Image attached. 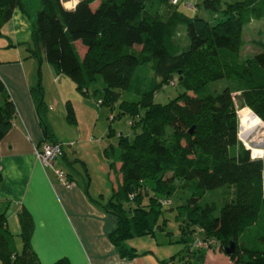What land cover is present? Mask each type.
<instances>
[{
  "label": "trees",
  "instance_id": "1",
  "mask_svg": "<svg viewBox=\"0 0 264 264\" xmlns=\"http://www.w3.org/2000/svg\"><path fill=\"white\" fill-rule=\"evenodd\" d=\"M95 1L78 0L66 9L61 0H38L32 9L27 0H0V37L18 8L31 22V40L24 44L30 57L40 61L44 55L83 97L100 106L113 110L123 95L111 120L127 115L132 135L119 133L116 147L105 148L109 166L120 163L121 180L106 201L98 200L116 218L110 242L123 258H131L136 250L127 241L154 236L158 229L170 235L165 221L160 224V203L176 196L181 202L171 209L183 245L176 256L183 264L202 259V247L193 248L196 238L208 246L215 242L224 252L233 244L225 252L232 264H264L263 162L251 159L237 139L235 100L240 97L242 106L264 119V43L262 51L241 56L243 29L264 18V0L198 2L212 19L188 15L179 2L166 10L169 0H98L93 7ZM181 27L188 45L176 40ZM77 42L86 48L83 56ZM169 83L182 91L166 103L154 101V93ZM30 94L44 141L57 142L40 82ZM65 109L74 124L69 102ZM15 111L0 78V141ZM108 129L110 136L114 130ZM218 189L219 197L207 200V193ZM18 217L20 251L0 212V264H43L30 244V214L22 210ZM53 264L70 263L61 258Z\"/></svg>",
  "mask_w": 264,
  "mask_h": 264
},
{
  "label": "crops",
  "instance_id": "2",
  "mask_svg": "<svg viewBox=\"0 0 264 264\" xmlns=\"http://www.w3.org/2000/svg\"><path fill=\"white\" fill-rule=\"evenodd\" d=\"M1 31L0 78L16 110L11 128L0 141V212L6 215L10 231L19 236L21 224L18 213L26 210L33 222L30 244L43 264H53L61 258H66L70 264H183L176 256L180 252L175 244L179 243V236L172 233L173 237L168 235V239L160 243L153 239L155 235L127 241L128 246L135 248L136 255L123 258L108 238L116 225V218L98 203V200L103 203L108 197L91 187L87 169L81 179L67 172L75 185L66 188L51 168L40 164L35 149L41 148L46 141L30 94V88L38 82L44 90L49 124L55 139L63 145V154L56 160V165L60 167L59 159H65L72 167L73 158H67L66 144L73 147L77 143L83 146L89 142L100 164V171L107 174L111 194L121 180L118 172L120 163L110 167V160L105 157V148L110 145L115 148L117 141L105 138V123L100 122L104 113L97 108L100 106L97 100L80 96L73 81L58 74L44 55L40 61L29 56L24 44L31 40V22L18 8L14 9ZM78 45V53L83 56L86 48ZM52 100L56 107L60 105L65 110V115V104H71L76 122L70 132L76 142L70 141L73 135L68 131H56L54 111H49L52 107L47 104ZM85 116L89 121L94 120L93 125L100 123V131L96 134L102 135H96L92 130L88 136V133H83L79 117ZM202 253L199 264H232L229 256L215 242L202 247ZM173 256L176 257L172 260Z\"/></svg>",
  "mask_w": 264,
  "mask_h": 264
},
{
  "label": "rangeland",
  "instance_id": "3",
  "mask_svg": "<svg viewBox=\"0 0 264 264\" xmlns=\"http://www.w3.org/2000/svg\"><path fill=\"white\" fill-rule=\"evenodd\" d=\"M63 6L66 9H69L68 7H71L70 9H72V7L75 6L76 2L78 0H61ZM169 4L165 5L164 7L166 8V10H172L173 6L170 5L171 4H176V2H179L178 7L180 10L186 12L188 15H194L195 13L199 14L200 16L204 17V18H209L212 19V13L208 10L203 9L202 7L200 8L199 6H197V3L201 2L202 0H169ZM224 1H228V0H222V3L225 4ZM28 5L30 6V8H34L36 4H38V0H27ZM98 4V0H96L92 6L95 7ZM243 37H244V41L245 44L242 48L241 51V56L242 58H245L247 56H252L255 53H258L260 51H262V47L261 44L264 43V18L260 19V20H253L251 21L248 25H246L243 29ZM3 39H0V43ZM176 40L180 43H184V45H188V40L185 34V28L181 27L178 30V33L176 35ZM76 48L77 50L80 51V46L78 45V43H76ZM27 52V51H26ZM177 78H174V81H176ZM223 82L220 81L216 84L220 85ZM213 85V83H212ZM52 88V87H51ZM52 90V89H51ZM182 91V88L180 86L173 85V83H169L167 85H165L162 89L157 90L154 93V101L159 102V103H166L168 100L173 99L174 97L177 96V94L179 92ZM52 92V91H50ZM81 96V94H80ZM92 98V97H91ZM123 99V95L120 94V97H118L116 103L114 104V108L113 110H110V106L107 105H102L99 106L97 108H100L102 110V112L104 113L101 114V118H100V122L105 123V138L109 139L110 141H117L118 138V134L122 133L123 135H132V129H131V124L132 120H129V117L127 115H122L120 117H114L115 119L112 121V117L115 116L118 112V104L119 102ZM236 100V110L237 109H241V108H245V106H242V99L240 97L237 96ZM48 106H51L52 109L54 111V115H55V129L56 131H68L70 133L71 140L70 141H75L74 134H71L70 130H74V128H72V124L69 123L66 119V115H65V110L62 108H60V105H57L54 103V100L50 101L49 103H47ZM60 104V103H59ZM247 108V107H246ZM101 113V112H100ZM104 116V117H103ZM79 121L80 124L82 126V131L83 133L87 136L92 133V131H94V133H98V131H100V123L93 125L94 124V120L89 121L87 120L86 116L84 118L79 117ZM109 126H111V128L114 130L112 135L108 136V132H109ZM96 135H102V134H96ZM72 141V142H73ZM69 143V142H68ZM117 143V142H116ZM65 152L67 155V158L69 160H72L73 158V162H72V167L66 162L65 159H59V164L60 167L62 168V170L67 174V172L73 176H75L76 179H81L82 175H85V168L87 169V172L89 173L90 176V182H91V187H95L100 193H103L102 195L105 197H110L111 195V186L109 185V179L107 177V174H105V172L100 171V164L95 156V153L93 151H91V147H90V143H85V145L80 146L79 143H77L75 146L70 147V145L66 144L65 145ZM72 157V158H71ZM76 160V161H75ZM71 162V161H70ZM89 169V171H88ZM118 173V172H117ZM177 185V183H176ZM180 192V191H178ZM182 192V191H181ZM221 192V189H218L216 191H211L208 192L207 195L209 197H207V200H210V197L212 196L211 199H214L216 197H219V194ZM182 194V193H181ZM102 196V197H103ZM107 198V199H108ZM168 201H170V203H166L163 205V202L160 203L162 205L163 211L164 213L162 214V217L160 218V224L164 223L163 221H165V226H164V230L166 231H170L173 236L178 234V224L177 221L175 219V210L171 209V207L175 206L178 204V202H181L180 200L177 199L176 196H172L170 198L167 199ZM144 203H147V199H144ZM170 204V205H168ZM169 237L168 235H166L165 231H160L159 229L156 230L155 232V236H150L153 237V239H155L156 242H162L163 239ZM171 234H170V238H171ZM172 236V237H173ZM149 237V238H150ZM15 243H16V250L20 251L21 246H22V241L20 239V237L18 235H15ZM138 238V237H136ZM148 238V237H147ZM168 239V238H167ZM178 245V251L180 249V251H182L183 249V245L181 243H175ZM174 248H177L176 246ZM178 261H180V259L177 258ZM175 261L174 262H178ZM173 262V263H174ZM216 263V262H215ZM178 264V263H177Z\"/></svg>",
  "mask_w": 264,
  "mask_h": 264
},
{
  "label": "built area",
  "instance_id": "4",
  "mask_svg": "<svg viewBox=\"0 0 264 264\" xmlns=\"http://www.w3.org/2000/svg\"><path fill=\"white\" fill-rule=\"evenodd\" d=\"M237 119V139L243 148L249 152L251 159H259L263 162L262 180L264 184V119L248 107L237 109ZM35 154L44 168L52 169L62 185L66 188L75 185L62 168L56 165V160L63 154L62 143L45 142L41 148L35 149ZM164 202L168 203L166 200ZM204 246H208V243L197 238L194 240L193 247Z\"/></svg>",
  "mask_w": 264,
  "mask_h": 264
},
{
  "label": "water",
  "instance_id": "5",
  "mask_svg": "<svg viewBox=\"0 0 264 264\" xmlns=\"http://www.w3.org/2000/svg\"><path fill=\"white\" fill-rule=\"evenodd\" d=\"M233 248H234V247H233V244H231L230 246H228V247L225 248V252H226V253H229L230 251L233 250Z\"/></svg>",
  "mask_w": 264,
  "mask_h": 264
}]
</instances>
